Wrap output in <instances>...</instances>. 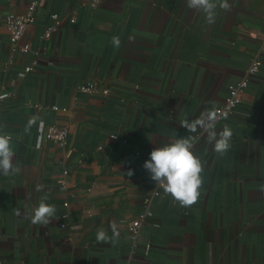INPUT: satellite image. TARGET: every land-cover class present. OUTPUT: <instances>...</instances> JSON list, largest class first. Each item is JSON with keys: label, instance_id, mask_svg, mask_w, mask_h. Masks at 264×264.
I'll return each instance as SVG.
<instances>
[{"label": "crops", "instance_id": "0c3cea01", "mask_svg": "<svg viewBox=\"0 0 264 264\" xmlns=\"http://www.w3.org/2000/svg\"><path fill=\"white\" fill-rule=\"evenodd\" d=\"M28 2L0 0V133L11 135L19 167L0 173V258L6 264H264V52L247 100L216 121L217 133L225 125L233 133L225 154L215 152L199 127H181L220 108L260 52L261 40L248 30L264 28V0H227L230 8L218 6L212 24L188 0H105L95 8L89 0H42L19 42L29 49L24 54L12 48L6 15L25 12ZM52 14L60 25L45 38ZM34 58L35 70L26 72ZM88 80L111 94L81 91ZM41 123L67 127L66 144L38 147ZM185 136L194 138L204 166L200 197L182 207L159 188L153 217L134 240L127 223L156 187L143 164L156 147ZM45 194L56 214L48 225L32 224ZM100 228L108 242L97 241Z\"/></svg>", "mask_w": 264, "mask_h": 264}, {"label": "clouds", "instance_id": "9594fccd", "mask_svg": "<svg viewBox=\"0 0 264 264\" xmlns=\"http://www.w3.org/2000/svg\"><path fill=\"white\" fill-rule=\"evenodd\" d=\"M188 6L205 13L209 24L215 22V10L218 6L224 10L230 8L227 0H188ZM113 43L119 47V37H113ZM217 118V111L209 110L195 121L185 119L181 122V127L188 131H195L199 127L207 134L209 140L214 141L215 152L223 155L231 147L230 141L233 133L227 125L217 133L215 130ZM36 119V117L29 119L25 132L30 130ZM11 139L10 134L0 133V173L4 176L19 171L18 165L13 163L15 152L11 146ZM194 146L193 137H176L174 141L151 151L150 158L143 164V168L151 174L150 178L156 184H160L165 193L170 194L182 207H190L198 201L203 184L201 174L204 166L201 159L194 154ZM126 175L131 177L134 172L129 170ZM261 188L264 190V185H261ZM37 190H43V185H40ZM47 199L48 196L45 194L33 210L30 216L32 224L48 225L55 216L56 207L54 204L47 203ZM112 227L115 236V226ZM96 239L98 242H108L107 230L98 229Z\"/></svg>", "mask_w": 264, "mask_h": 264}, {"label": "built area", "instance_id": "2783aa9c", "mask_svg": "<svg viewBox=\"0 0 264 264\" xmlns=\"http://www.w3.org/2000/svg\"><path fill=\"white\" fill-rule=\"evenodd\" d=\"M42 0H29L27 4V8L25 12L18 14L14 12H10L6 15V25L10 33V41L12 44V48L14 50H20L22 53L26 54L29 52V49L25 46H20L19 42L23 37L27 26L34 22L35 20V12ZM105 0H89V4L91 7H98ZM52 18L55 20V24L49 27L45 34V38L51 37L54 31H56L60 25V20L57 14H52ZM248 35L261 40L260 52L256 55L248 67L246 68L242 78L235 84V86L231 89V93L229 98L225 101V103L218 108L217 111V120H221L223 118L231 116L238 108L240 104L247 100V89L249 87V83L251 79L260 72L263 66L262 53L264 52V28L261 29H253L248 30ZM37 65V59L34 60L25 66L26 72H32L35 70V66ZM79 89L86 93H101L105 96L111 94V89L108 87H99L97 83L93 80H88L82 83ZM3 95L0 92V112L3 104ZM38 109L41 108L40 104H36ZM55 110H59L57 105L51 106ZM69 130L67 127L59 126L57 124H51L49 126H45V124L41 123L38 126V135H37V146L40 147L43 141H49L57 145H64L67 142ZM112 138L117 139L118 136L116 134L112 135ZM72 150L69 151L71 154ZM68 170H64V174H67ZM66 185V181L63 182ZM156 184V182H155ZM162 186L160 184H156L155 189L148 194L143 201L142 210L139 212V215L134 220L127 223L128 231L131 237L134 240H137L142 231V226L148 222L153 217L152 210V201L153 198L158 195L159 188ZM67 205V203H66ZM151 244L147 245V249H150ZM0 264H6L4 260L0 258Z\"/></svg>", "mask_w": 264, "mask_h": 264}]
</instances>
